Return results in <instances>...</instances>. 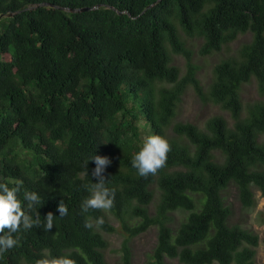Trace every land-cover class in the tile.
I'll return each mask as SVG.
<instances>
[{
	"label": "trees",
	"instance_id": "1",
	"mask_svg": "<svg viewBox=\"0 0 264 264\" xmlns=\"http://www.w3.org/2000/svg\"><path fill=\"white\" fill-rule=\"evenodd\" d=\"M247 33L213 67L206 93L190 44L207 57ZM253 81L264 97V0H0V182L41 196L40 224L14 233L18 244L0 264L46 255L110 264L107 234L116 232L119 264H134L132 240L152 227L145 264H258L260 235L233 220L227 196L234 185L245 210L257 204L255 186L264 197V100L243 99ZM190 85L231 120H177ZM150 135L170 151L155 174L140 176L132 158ZM94 155L111 159L101 176L115 197L110 209L85 213V186L98 180L95 162L87 174L84 161Z\"/></svg>",
	"mask_w": 264,
	"mask_h": 264
},
{
	"label": "clouds",
	"instance_id": "2",
	"mask_svg": "<svg viewBox=\"0 0 264 264\" xmlns=\"http://www.w3.org/2000/svg\"><path fill=\"white\" fill-rule=\"evenodd\" d=\"M170 151L169 141L161 135H150L144 142L141 149L132 158V166L138 170L140 176L155 174L167 162V154ZM89 161L95 162V169L91 176L98 182L86 185L90 195L81 205L83 212L89 209H110L113 205L115 191L106 184V179L101 176L105 166L111 164V159L107 156L94 155L84 161V166L88 174ZM23 182H17L14 186L9 183L0 182V254L12 249L18 244V239L13 236L21 229L29 230L40 224V214L37 211L41 205V196L36 191H22ZM59 216L67 215L68 209L61 202L57 206ZM56 216L48 212L45 216L47 221L45 227L51 230ZM104 224L103 217H97L96 227ZM86 227L92 228L93 224L88 221ZM7 229V232L5 230ZM36 264H76V261L70 256H51L46 255L36 261Z\"/></svg>",
	"mask_w": 264,
	"mask_h": 264
},
{
	"label": "rangeland",
	"instance_id": "3",
	"mask_svg": "<svg viewBox=\"0 0 264 264\" xmlns=\"http://www.w3.org/2000/svg\"><path fill=\"white\" fill-rule=\"evenodd\" d=\"M252 38L250 33L239 36L237 40L230 43L220 52H217L211 56L203 57L198 53L199 41H195L190 46L196 50L193 57L196 62L202 65L198 73V77L201 81L203 90L207 93L213 77V67L217 62L222 60L225 56L232 52H235L237 48L244 42L249 41ZM180 67L181 72H185L186 59L183 55H176L175 62ZM243 99L246 104L253 102L254 100L263 99L260 95L256 81H253L244 87ZM221 114L227 119L231 120L228 111L221 109L218 105L212 101L203 99L198 94L196 89L190 85L183 96V100L179 107V115L177 120L191 121L201 127H205L209 118L214 115ZM254 194L257 199V204L250 210L242 208L241 202L238 198L237 188L232 185L227 192L228 199L232 202L231 206L234 210V221H240L247 226L256 230L261 238L260 245L258 247L257 262L258 264H264V197L262 191L258 187H254ZM119 225L118 223H116ZM110 240V247L106 251V256L110 264H119L121 258V246L124 240V236L121 232L107 234ZM157 242V227H152L147 232L135 237L132 240V248L134 253V264H145L148 260V252L151 251ZM175 260V264H182Z\"/></svg>",
	"mask_w": 264,
	"mask_h": 264
},
{
	"label": "water",
	"instance_id": "4",
	"mask_svg": "<svg viewBox=\"0 0 264 264\" xmlns=\"http://www.w3.org/2000/svg\"><path fill=\"white\" fill-rule=\"evenodd\" d=\"M158 1H161V0H158ZM42 4L57 6L58 8L68 9L69 11H72V12L87 11V10H90V9L98 7V6H95V7L86 6V7H79V8H66V7L55 5L53 3H42ZM38 5H41V4H38ZM17 12H19V11H17ZM14 13L15 12H10L9 15H13Z\"/></svg>",
	"mask_w": 264,
	"mask_h": 264
}]
</instances>
